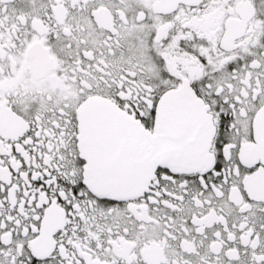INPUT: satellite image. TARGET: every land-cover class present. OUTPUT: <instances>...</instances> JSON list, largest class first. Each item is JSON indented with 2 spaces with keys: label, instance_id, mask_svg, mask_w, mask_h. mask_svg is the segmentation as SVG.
<instances>
[{
  "label": "snow or ice",
  "instance_id": "1",
  "mask_svg": "<svg viewBox=\"0 0 264 264\" xmlns=\"http://www.w3.org/2000/svg\"><path fill=\"white\" fill-rule=\"evenodd\" d=\"M0 264H264V0H0Z\"/></svg>",
  "mask_w": 264,
  "mask_h": 264
}]
</instances>
